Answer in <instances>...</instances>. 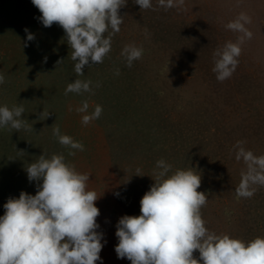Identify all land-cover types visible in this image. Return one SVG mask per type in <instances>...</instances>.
Masks as SVG:
<instances>
[{"label":"rangeland","instance_id":"rangeland-1","mask_svg":"<svg viewBox=\"0 0 264 264\" xmlns=\"http://www.w3.org/2000/svg\"><path fill=\"white\" fill-rule=\"evenodd\" d=\"M119 12L123 22L109 53L79 75L58 23L45 27L32 0H0V105L25 110L21 129L0 128V215L9 197L36 193L29 163L43 153L63 154L90 174L87 187L99 196L102 264H131L117 257L116 224L140 214L156 162L164 159L170 172L191 168L201 176L198 191L208 199L200 211L209 231L244 241L264 236V186L255 185L252 197L236 192L247 167L236 159L237 141L264 155V0H184L167 9L156 0L148 9L128 0ZM241 12L251 17L246 27L253 36L241 45L236 70L220 81L214 53L237 40L240 33L226 25ZM25 27L35 35L27 43ZM128 44L143 48L130 67L121 55ZM76 79L90 80L91 92L66 94ZM84 100L89 111L102 106L87 125L76 111ZM57 125L83 150L62 145L53 133Z\"/></svg>","mask_w":264,"mask_h":264},{"label":"clouds","instance_id":"clouds-1","mask_svg":"<svg viewBox=\"0 0 264 264\" xmlns=\"http://www.w3.org/2000/svg\"><path fill=\"white\" fill-rule=\"evenodd\" d=\"M133 2L141 9L153 6V0ZM156 2L165 9L184 4V0ZM32 3L39 9L41 15L37 19L45 27L56 22L65 30L74 70L83 75L86 65L103 62L109 53L112 35L120 31L123 22L119 9L128 0H32ZM248 23L251 17L241 12L226 25L240 35L214 53L213 71L218 80H225L236 70L241 45L253 36L246 27ZM109 28L111 32L105 36ZM25 32V43L35 39L27 27ZM142 53L143 48L128 44L121 55L130 67ZM4 81V75L0 74V84ZM91 84L90 80L76 79L67 85L65 93L91 92ZM89 107L88 100H84L76 109L83 114L81 120L85 125L102 113L99 104L92 111ZM24 111L23 105L12 108L0 105V128L21 129L25 125L21 118ZM53 133L62 145L83 150L84 145L62 133L58 125ZM243 144L237 141L236 159H243L247 167L241 173L236 192L240 197H252L255 185L264 186V155H255ZM156 164L155 183L140 200V214H125L117 221L118 258H127L131 264H264V236L244 241L209 231L205 226L200 210L208 197L204 191H198L200 175L191 168L170 172L172 165L164 159ZM26 172L30 182H37V191L34 195L21 191L18 197H9L4 203L5 212L0 215V264H96L97 261L102 264L100 253L106 241L104 233L98 231L100 209L95 202L99 196L87 187L90 174L77 171L63 154L46 157L44 153L26 166ZM196 250L199 258L194 257Z\"/></svg>","mask_w":264,"mask_h":264}]
</instances>
